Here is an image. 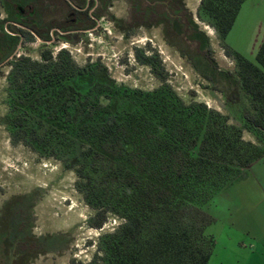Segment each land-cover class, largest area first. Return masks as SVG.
I'll return each instance as SVG.
<instances>
[{
  "label": "trees",
  "instance_id": "1",
  "mask_svg": "<svg viewBox=\"0 0 264 264\" xmlns=\"http://www.w3.org/2000/svg\"><path fill=\"white\" fill-rule=\"evenodd\" d=\"M243 1L200 0L198 11L211 20L224 53L235 60L236 80L249 101L241 109L242 125L202 101L184 102L164 82L150 91L116 86L96 76L103 68L99 62L79 66L66 49L53 56L46 47L38 60L18 55L9 62L4 122L12 139L76 172L77 187L94 208L90 225L101 226L109 212L123 218L100 235L98 252L84 264L207 263L215 238L205 229L215 217L203 204L241 168L264 158V36L255 62L223 43ZM81 11L90 18L88 7L74 9L59 25ZM187 21L196 26L190 16ZM136 56L157 68L156 54ZM155 70L162 75L161 68ZM73 79L87 86L80 88ZM102 95L126 105L116 109L111 101L102 102ZM243 128L262 143L244 139ZM7 205L0 216L3 240L14 223H4ZM26 242L20 238L13 264H27L39 251L30 252Z\"/></svg>",
  "mask_w": 264,
  "mask_h": 264
},
{
  "label": "rangeland",
  "instance_id": "2",
  "mask_svg": "<svg viewBox=\"0 0 264 264\" xmlns=\"http://www.w3.org/2000/svg\"><path fill=\"white\" fill-rule=\"evenodd\" d=\"M199 5L200 0H0V216L7 202L9 220L4 223L14 222L6 231L8 238L3 240L0 232V264H13L21 237L30 252L39 248L27 264H84L98 252L100 235L123 221L109 212L101 226L90 225L94 208L77 187L76 172L59 158L12 139L4 122L9 112V62L18 55L38 60L46 47L53 56L66 49L79 66L99 62L103 68L96 76H106L116 86L150 91L164 82L184 102L202 101L242 125L241 109L249 101L236 80L235 60L224 53L211 20L198 15ZM85 7L90 18L81 11L71 23L59 25L72 9ZM263 36L264 0H245L223 43L255 62ZM140 51L157 55L156 67L164 76L138 60ZM73 81L80 88L87 86ZM100 100L111 101L104 95ZM111 102L116 109L126 105L121 99ZM242 137L262 143L247 128ZM262 166L260 157L241 168L203 204L215 217L205 229L215 238L206 264H264Z\"/></svg>",
  "mask_w": 264,
  "mask_h": 264
},
{
  "label": "flooded vegetation",
  "instance_id": "3",
  "mask_svg": "<svg viewBox=\"0 0 264 264\" xmlns=\"http://www.w3.org/2000/svg\"><path fill=\"white\" fill-rule=\"evenodd\" d=\"M74 9H77V8H74ZM74 9H72V11L70 13H72L74 11ZM81 10V9H80Z\"/></svg>",
  "mask_w": 264,
  "mask_h": 264
},
{
  "label": "crops",
  "instance_id": "4",
  "mask_svg": "<svg viewBox=\"0 0 264 264\" xmlns=\"http://www.w3.org/2000/svg\"><path fill=\"white\" fill-rule=\"evenodd\" d=\"M245 1V0H244ZM243 3V2H242ZM262 168H263V166H262ZM264 169V168H263ZM248 170V169H247ZM246 174V171H245V173H244V175Z\"/></svg>",
  "mask_w": 264,
  "mask_h": 264
}]
</instances>
